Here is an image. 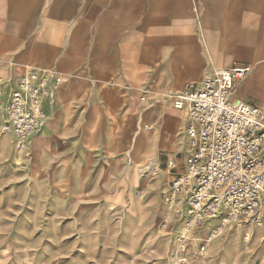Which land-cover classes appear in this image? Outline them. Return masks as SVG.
<instances>
[{
	"label": "crops",
	"instance_id": "obj_1",
	"mask_svg": "<svg viewBox=\"0 0 264 264\" xmlns=\"http://www.w3.org/2000/svg\"><path fill=\"white\" fill-rule=\"evenodd\" d=\"M236 66L251 72L234 85L233 100L264 112V0H0L3 100L29 70L60 80L52 102L43 99L45 125L18 156L0 113V157L10 172L39 179L44 195L87 189L102 197L94 210L118 209L106 197L118 189L128 201L121 181L130 146L156 166L171 149L188 153L187 115L171 96ZM184 166L167 168L173 177Z\"/></svg>",
	"mask_w": 264,
	"mask_h": 264
},
{
	"label": "rangeland",
	"instance_id": "obj_2",
	"mask_svg": "<svg viewBox=\"0 0 264 264\" xmlns=\"http://www.w3.org/2000/svg\"><path fill=\"white\" fill-rule=\"evenodd\" d=\"M182 147L187 152L189 142ZM142 149L129 147L130 161L125 165L131 168L121 181L128 203L116 189L106 199L121 207L106 211L93 209L102 197L87 189L78 195H44L36 187L39 179L10 172L8 160L0 157V264H174L183 222L166 204L167 183L174 171L167 163L181 166L190 151L176 154L171 149L170 159L164 154L154 168ZM14 154L19 155L17 150ZM15 167H23L21 159ZM166 170V179L157 184V176ZM139 175L146 184L139 185ZM203 229L190 237L187 264H257L263 255L264 231L250 219L216 228L218 234L211 240Z\"/></svg>",
	"mask_w": 264,
	"mask_h": 264
},
{
	"label": "built area",
	"instance_id": "obj_3",
	"mask_svg": "<svg viewBox=\"0 0 264 264\" xmlns=\"http://www.w3.org/2000/svg\"><path fill=\"white\" fill-rule=\"evenodd\" d=\"M250 72L248 66L218 69L171 96L173 107L186 112L190 150L184 170L169 183L166 200L183 222L174 264H187L190 237L207 223L224 227L250 219L256 228H264V112L232 98L234 85ZM59 83L51 71L29 70L4 101L0 81L1 133L15 138L18 153L45 125L43 99L52 102ZM167 167L172 169L173 163ZM217 234L212 230L208 240ZM257 264H264V249Z\"/></svg>",
	"mask_w": 264,
	"mask_h": 264
},
{
	"label": "bare ground",
	"instance_id": "obj_4",
	"mask_svg": "<svg viewBox=\"0 0 264 264\" xmlns=\"http://www.w3.org/2000/svg\"><path fill=\"white\" fill-rule=\"evenodd\" d=\"M188 152H189V150H188ZM149 163H151V167H154V166H156V164H153L154 162H153V160L152 159H150L149 160ZM247 238V237H246ZM231 241V240H230ZM195 245V244H194ZM232 245V244H231ZM234 247V246H233ZM234 249V248H233Z\"/></svg>",
	"mask_w": 264,
	"mask_h": 264
}]
</instances>
